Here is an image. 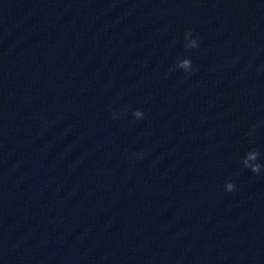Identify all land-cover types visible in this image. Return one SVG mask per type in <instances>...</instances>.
Returning <instances> with one entry per match:
<instances>
[{
	"label": "water",
	"instance_id": "water-1",
	"mask_svg": "<svg viewBox=\"0 0 264 264\" xmlns=\"http://www.w3.org/2000/svg\"><path fill=\"white\" fill-rule=\"evenodd\" d=\"M0 264H264V0H0Z\"/></svg>",
	"mask_w": 264,
	"mask_h": 264
},
{
	"label": "clouds",
	"instance_id": "clouds-1",
	"mask_svg": "<svg viewBox=\"0 0 264 264\" xmlns=\"http://www.w3.org/2000/svg\"><path fill=\"white\" fill-rule=\"evenodd\" d=\"M184 39L187 41L184 44V48L186 50L195 49L198 47V39L192 36V30L186 29L184 32ZM175 67L178 69H182L185 72L192 71V61L190 58L185 57L182 59H178ZM133 116L137 119L143 118V113L139 109H135L132 112ZM115 115V114H114ZM260 152L257 149L249 150L242 159L243 166L249 169L254 174L259 175L261 173L262 165L259 163ZM224 189L226 192H233L236 190V185L233 181L228 180L224 184Z\"/></svg>",
	"mask_w": 264,
	"mask_h": 264
}]
</instances>
